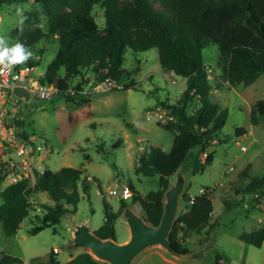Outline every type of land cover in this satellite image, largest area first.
Returning <instances> with one entry per match:
<instances>
[{"label":"trees","instance_id":"1","mask_svg":"<svg viewBox=\"0 0 264 264\" xmlns=\"http://www.w3.org/2000/svg\"><path fill=\"white\" fill-rule=\"evenodd\" d=\"M27 0H0V4L25 2ZM47 16L46 29L41 26H18L9 37L32 47L43 39L56 40V52L39 78L41 85L51 86L55 95L62 97L69 105L88 104L93 94L84 85L112 78L121 84L128 76L123 67L127 48L144 51L158 48V57L164 72L181 75L186 87L175 102H162L170 109L174 119L161 123L175 134L169 151L153 144H145L134 159L137 173L145 176L159 175L158 188L141 195L132 184L130 198L120 197V207L115 212L104 202V223L95 231L102 238L116 239L115 221L124 208L139 203L141 215L153 225H158L164 211V193L171 185L172 176L190 156L192 173L204 172L212 163V152L205 158L208 145L215 140L227 142L232 136L222 133L228 118V111L213 102L214 90L230 85H250L264 74V0H35ZM103 10L104 24H99L94 9ZM34 12L28 13L25 22L31 21ZM16 41V42H17ZM217 46L218 64L224 79L210 74L204 50ZM35 54L27 62L16 65L39 66ZM91 76V77H90ZM122 88L136 87L132 80ZM10 93H12L9 90ZM197 100L200 105L189 110V104ZM264 118V99L253 103L251 122ZM24 127L23 120L16 121ZM245 126L235 129V136L247 134ZM19 136L32 145L31 134L25 129ZM119 140L116 144L120 143ZM115 144V145H116ZM192 151L194 153L190 154ZM190 155V156H189ZM188 161V160H187ZM34 167V166H33ZM10 169V168H9ZM14 175L19 171L10 169ZM35 179L28 175L16 182L0 187V236L16 235L21 223L29 217L33 226L28 229L36 234L45 227H54L66 214H73L80 200L78 186L83 170L63 166L56 171L49 169L42 173L33 168ZM5 177H0V184ZM47 191L53 204L43 202L41 212L30 216L34 209L33 195ZM247 194H257L258 204L264 202V174L253 177L245 188ZM211 188L205 186L196 194H182L186 208L175 219L169 238L174 250L183 254L191 251L190 245L180 239L199 233L208 226L207 233L214 228ZM68 206H72L71 208ZM54 231H57L56 227ZM239 238L255 246L264 241V224L251 231H244ZM220 252H216L215 264H220ZM52 264H104L89 251H83L68 261L61 262L50 253ZM22 263L18 257L5 254L0 264Z\"/></svg>","mask_w":264,"mask_h":264},{"label":"rangeland","instance_id":"2","mask_svg":"<svg viewBox=\"0 0 264 264\" xmlns=\"http://www.w3.org/2000/svg\"><path fill=\"white\" fill-rule=\"evenodd\" d=\"M31 12L35 16L26 23L25 19ZM94 15L102 27L104 17L99 6L94 9ZM46 23L47 16L35 0L0 4V35L6 36L10 45L17 41L9 37L13 29L18 26H41L46 29ZM41 49L42 63L34 67L27 80L36 89L40 87L39 78L55 55L56 40L46 38L35 44L32 52L36 58ZM158 54L157 47L144 51L127 48L123 67L129 74L121 84H129L133 80L136 87L93 91L92 87L84 85L85 90L93 94L90 102L81 106L69 105L58 96L42 98L37 95L25 102L15 98L9 90H3L5 95L0 97V122L13 126L24 142L26 140L19 136L24 129L34 136L31 137L33 144L28 146L37 159L33 168L42 173L46 169L56 171L63 166H72L83 170L82 179L88 175L91 178H87L86 188H83L82 180L79 183L80 200L75 213L64 215L54 227H45L36 234H30L28 229L33 224L27 217L16 235H1L0 257L5 254L18 257L22 263L16 264H52L50 253L53 251L56 259L68 261L83 251H89L70 246L73 221H86L91 230L96 231L105 220L104 202L115 212L119 209L121 195L110 194L111 188L130 187L132 184L143 196L158 188L159 175L137 173L134 159L140 145L153 144L169 151L175 134L155 117L146 119V115L152 108L163 106V101H177L186 87L183 76L164 72ZM204 55L210 64V74L224 79L218 64L217 46L207 47ZM259 99H264V74L250 85L225 82L224 87L216 88L213 102L228 111L222 133L232 137L222 143L215 140L208 145L206 152L200 154L202 158L208 152L213 155L212 163L204 172L192 173L190 155L182 165L188 173L184 190L187 188L196 194L209 186L214 206L212 221L216 223L209 233L207 226L199 233L180 237L190 245V252L196 253L194 258L184 260L185 257L173 255L162 246L154 245L142 251L133 264H215L216 252L227 256L225 264L229 261L233 264H264V241L261 246H255L239 238L242 232L264 224V206L256 202L254 195L245 192L253 177L264 174V118L257 123L251 122L253 103ZM199 105L194 100L188 109H195ZM17 120H23L24 127L18 126ZM238 126H245L247 134L236 137L235 129ZM1 130L0 124V177H5L0 187H3L9 183V173L13 172L9 164L18 156L17 146L2 139ZM119 140L121 142L117 145ZM37 146L41 148L37 149ZM242 146L246 149H242ZM28 174L34 181L33 171ZM174 178L175 174L171 182ZM33 201L35 210L31 211L30 216L41 212V203H54L47 191L34 194ZM129 206L141 214L139 203ZM185 208L186 203L181 197L176 218ZM55 227L57 231H54ZM115 231L118 242L129 239L130 231L123 212L115 221Z\"/></svg>","mask_w":264,"mask_h":264},{"label":"water","instance_id":"3","mask_svg":"<svg viewBox=\"0 0 264 264\" xmlns=\"http://www.w3.org/2000/svg\"><path fill=\"white\" fill-rule=\"evenodd\" d=\"M12 94L25 102H29L37 94L22 84L14 85ZM188 173L181 165L175 172V178L164 193V211L160 223L153 225L136 212L131 206L123 210V217L129 227L130 236L124 242L114 238H102L91 230L88 222L72 223V248H86L97 259L107 264H133L134 259L145 249L160 245L169 253L181 257H194L196 253H177L170 241L169 235L178 213L181 197L184 192ZM122 188H118L120 195Z\"/></svg>","mask_w":264,"mask_h":264},{"label":"built area","instance_id":"4","mask_svg":"<svg viewBox=\"0 0 264 264\" xmlns=\"http://www.w3.org/2000/svg\"><path fill=\"white\" fill-rule=\"evenodd\" d=\"M33 70V66L22 65L20 67L14 66L10 70H6L3 74H0V97L5 95V93L3 92L4 89L11 91L14 85L22 84L27 86L31 91L35 92L42 98H52L55 95V89L53 87L40 84L39 89H36L28 84L27 80L31 77ZM115 87L122 88L123 86L110 77H107L104 80L92 85L93 91L113 89ZM153 117H155L156 120H158L160 123H167L169 120L174 119V116L170 114V109L164 106H157L149 110L146 115V119L151 120ZM0 124L2 125V139L17 146L16 154L18 156V159L11 161L9 164V168L13 169L15 166H17L20 170L9 178V182L12 183L16 182L18 179H21L23 176L28 175V172L33 170V164L37 161V159L33 150L28 148L29 145L26 143V141H22L17 136V131L13 126H7L2 122H0ZM40 148V146H37V149ZM143 148L144 145L139 146L140 151ZM242 149H246V147L242 146ZM40 160L42 161L43 158H40ZM87 178L90 179V175H88ZM116 191L117 189L111 188L109 190V193L115 195ZM120 195L123 198H129L132 195V190L129 186L126 185L122 187V192L120 193ZM256 196L257 194H254V197ZM260 205L264 206V202L262 201Z\"/></svg>","mask_w":264,"mask_h":264},{"label":"clouds","instance_id":"5","mask_svg":"<svg viewBox=\"0 0 264 264\" xmlns=\"http://www.w3.org/2000/svg\"><path fill=\"white\" fill-rule=\"evenodd\" d=\"M33 56L34 53L24 43L17 41L10 45L8 38L0 35V74L27 62Z\"/></svg>","mask_w":264,"mask_h":264},{"label":"crops","instance_id":"6","mask_svg":"<svg viewBox=\"0 0 264 264\" xmlns=\"http://www.w3.org/2000/svg\"><path fill=\"white\" fill-rule=\"evenodd\" d=\"M31 137H34V136H31ZM201 191H202V189L200 190V192H201ZM188 192L191 193V194H194L190 189H188ZM213 215H214V209H213ZM187 239H189V237H188ZM220 253H221V252H220ZM221 254H222V253H221ZM183 258H184V257H183ZM186 258H194V257H185L184 260H185ZM226 258H227V256L224 255V254H222V258L219 259V263H220V264H225V263H226ZM180 264H181V263H180ZM183 264H186V263H183ZM228 264H233V263H232V261H229Z\"/></svg>","mask_w":264,"mask_h":264}]
</instances>
